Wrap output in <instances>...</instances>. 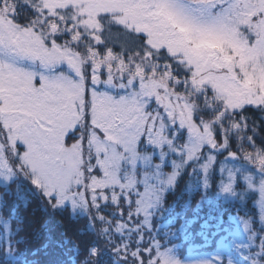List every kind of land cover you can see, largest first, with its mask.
Here are the masks:
<instances>
[{
    "label": "snow or ice",
    "instance_id": "1",
    "mask_svg": "<svg viewBox=\"0 0 264 264\" xmlns=\"http://www.w3.org/2000/svg\"><path fill=\"white\" fill-rule=\"evenodd\" d=\"M0 264H264V0H0Z\"/></svg>",
    "mask_w": 264,
    "mask_h": 264
},
{
    "label": "trees",
    "instance_id": "2",
    "mask_svg": "<svg viewBox=\"0 0 264 264\" xmlns=\"http://www.w3.org/2000/svg\"><path fill=\"white\" fill-rule=\"evenodd\" d=\"M64 218L67 219V214L66 213L64 214ZM80 223L82 224V223H84V221H81ZM69 226L70 227H74L75 225L72 224V222H69Z\"/></svg>",
    "mask_w": 264,
    "mask_h": 264
}]
</instances>
